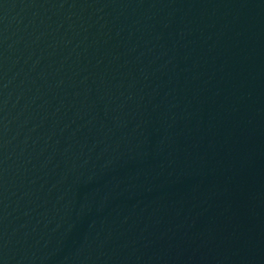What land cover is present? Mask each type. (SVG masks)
Masks as SVG:
<instances>
[{
	"label": "water",
	"instance_id": "obj_1",
	"mask_svg": "<svg viewBox=\"0 0 264 264\" xmlns=\"http://www.w3.org/2000/svg\"><path fill=\"white\" fill-rule=\"evenodd\" d=\"M0 264H264V0H0Z\"/></svg>",
	"mask_w": 264,
	"mask_h": 264
}]
</instances>
